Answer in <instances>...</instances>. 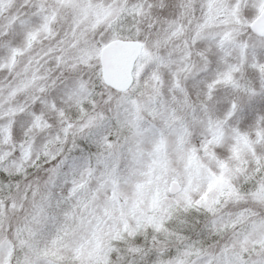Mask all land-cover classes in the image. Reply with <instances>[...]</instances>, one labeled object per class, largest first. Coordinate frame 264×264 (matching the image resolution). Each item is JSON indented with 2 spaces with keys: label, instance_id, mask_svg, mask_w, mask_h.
<instances>
[{
  "label": "snow or ice",
  "instance_id": "snow-or-ice-1",
  "mask_svg": "<svg viewBox=\"0 0 264 264\" xmlns=\"http://www.w3.org/2000/svg\"><path fill=\"white\" fill-rule=\"evenodd\" d=\"M0 264H264V0H0Z\"/></svg>",
  "mask_w": 264,
  "mask_h": 264
}]
</instances>
